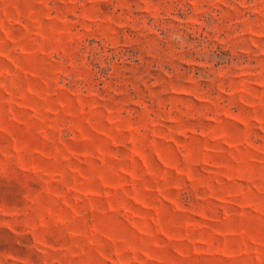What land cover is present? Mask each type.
I'll list each match as a JSON object with an SVG mask.
<instances>
[{
    "label": "rangeland",
    "instance_id": "374dc122",
    "mask_svg": "<svg viewBox=\"0 0 264 264\" xmlns=\"http://www.w3.org/2000/svg\"><path fill=\"white\" fill-rule=\"evenodd\" d=\"M0 264H264V0H0Z\"/></svg>",
    "mask_w": 264,
    "mask_h": 264
}]
</instances>
